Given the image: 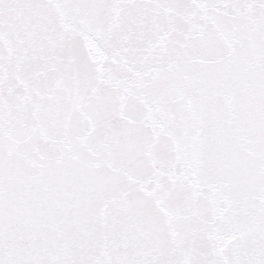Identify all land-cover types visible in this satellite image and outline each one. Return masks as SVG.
Returning <instances> with one entry per match:
<instances>
[{
    "label": "snow or ice",
    "instance_id": "1",
    "mask_svg": "<svg viewBox=\"0 0 264 264\" xmlns=\"http://www.w3.org/2000/svg\"><path fill=\"white\" fill-rule=\"evenodd\" d=\"M0 264H264V0H0Z\"/></svg>",
    "mask_w": 264,
    "mask_h": 264
}]
</instances>
